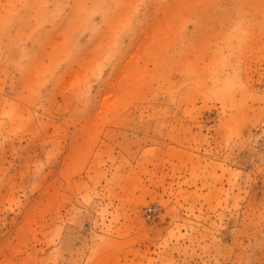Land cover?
<instances>
[{"label":"rangeland","instance_id":"1","mask_svg":"<svg viewBox=\"0 0 264 264\" xmlns=\"http://www.w3.org/2000/svg\"><path fill=\"white\" fill-rule=\"evenodd\" d=\"M0 264H264V0H0Z\"/></svg>","mask_w":264,"mask_h":264},{"label":"built area","instance_id":"2","mask_svg":"<svg viewBox=\"0 0 264 264\" xmlns=\"http://www.w3.org/2000/svg\"><path fill=\"white\" fill-rule=\"evenodd\" d=\"M156 214H157V209L152 208V207H149L145 212V216L147 219H150L151 217L155 216Z\"/></svg>","mask_w":264,"mask_h":264}]
</instances>
